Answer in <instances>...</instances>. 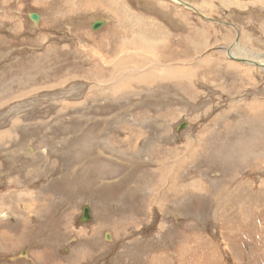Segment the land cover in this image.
Masks as SVG:
<instances>
[{"label":"rangeland","instance_id":"374dc122","mask_svg":"<svg viewBox=\"0 0 264 264\" xmlns=\"http://www.w3.org/2000/svg\"><path fill=\"white\" fill-rule=\"evenodd\" d=\"M184 1L0 0V264H264V0Z\"/></svg>","mask_w":264,"mask_h":264},{"label":"bare ground","instance_id":"6f19581e","mask_svg":"<svg viewBox=\"0 0 264 264\" xmlns=\"http://www.w3.org/2000/svg\"><path fill=\"white\" fill-rule=\"evenodd\" d=\"M175 2H177V3H179L180 5H183L185 8H189V6L188 5H190V7L192 6L191 4H189V2H187V1H184V0H174ZM190 9V8H189ZM191 10H194L192 7H191ZM195 11V10H194ZM203 19H208V18H206V17H204V16H202L201 14H199ZM29 16H30V14H29ZM100 20H104V19H100ZM96 21H98V20H94L92 23H91V25H90V29L92 30V25L96 22ZM105 21V25L107 24V21L106 20H104ZM34 25H37L38 23H33ZM104 25V26H105ZM93 31V30H92ZM237 40H238V37H237ZM139 41H142L141 40V38H140V40ZM166 42V41H165ZM155 44H156V46H158V44H160V43H162V42H154ZM164 43V42H163ZM161 45V44H160ZM189 48H192V46L191 47H189ZM228 55H229V58L232 60V59H235L236 61H238V62H240L241 63V61L242 60H245V59H249L248 57L247 58H245L244 57V59H242V57L240 58V55H238L237 53L235 54V53H233L231 50H229L228 49ZM238 55V56H237ZM243 56V55H242ZM247 56V55H246ZM237 57H239V58H237ZM256 61V60H255ZM122 62H124L125 63V61H123L122 60ZM127 62V61H126ZM246 62V64H250V65H258V64H256L255 62H248V61H245ZM264 62V61H263ZM181 64H183V62H180ZM118 64V63H117ZM126 64V63H125ZM125 64H121V63H119V65H122V66H125ZM232 66H233V69L234 68H236V69H238L239 67L237 66V65H235V64H233V63H230ZM177 65V64H176ZM180 65V64H179ZM258 66H262V65H258ZM186 67H184V68H177V67H175V68H173L172 69V71L171 72H168V73H166L165 74V76L163 77L162 76V79L164 78H167V79H169L170 80V78H172L173 76L174 77H176L177 75H178V77L179 78H185L186 80L187 79H190L191 78V74H193V73H195V70L193 69V68H191V69H185ZM169 69V68H168ZM231 69V68H230ZM243 69V68H242ZM253 69V68H252ZM166 70V69H165ZM164 70V71H165ZM232 70V69H231ZM245 70H247V69H245ZM244 70V74H243V76H241L242 77V79H244L245 78V76L247 77V78H249V81H251V69L249 70H247V71H245ZM255 70H257L256 68H255ZM240 71V70H239ZM242 71V70H241ZM166 72V71H165ZM155 73V72H154ZM162 73V72H161ZM171 73H173V74H171ZM160 74V73H159ZM158 74V75H159ZM161 75H163V74H161ZM161 75H160V77H161ZM167 76V77H166ZM158 78V77H157ZM177 78V77H176ZM179 78H177V79H179ZM159 79V78H158ZM161 79V80H162ZM133 80H136V78H134ZM139 81H138V83H140L142 80L144 81V79L143 78H141V79H138ZM156 80V79H155ZM180 80V79H179ZM191 80V79H190ZM172 81V80H171ZM174 82V81H173ZM255 105H254V109H253V107L251 106V109H252V120H251V123L254 125V126H264V115H261V114H263V113H260V114H258V112L260 111V109H261V104H258V103H254ZM257 110V111H256ZM251 124L249 123V126H250ZM226 126H228V125H226ZM237 129H239V131H242V129H244V128H242V126H238V128ZM236 129V127H235V130L234 131H236L237 130ZM232 132V131H231ZM237 132V131H236ZM235 132V133H236ZM230 133V132H229ZM255 134V133H254ZM139 135V134H138ZM256 135V134H255ZM233 136V135H232ZM235 138V137H234ZM242 139V138H241ZM240 139V140H241ZM254 139V138H253ZM234 139H233V137H231L228 141H227V144H229V145H231L232 147H236V146H234L235 144H234V141H233ZM245 140H247V139H245ZM249 141V140H248ZM259 141V140H258ZM238 142V141H237ZM226 144V145H227ZM243 144V143H242ZM258 144V149L259 150H263L262 148L264 147V145L263 144H261V141L259 142V143H257ZM126 146L128 147L129 145L128 144H126ZM245 146V145H244ZM255 146H256V143H255ZM232 147L230 148V147H228V148H230L231 149V151L234 149H232ZM243 147V146H242ZM250 147V146H249ZM248 148V147H247ZM246 148V150H248ZM253 148V147H252ZM223 150V149H222ZM227 150V149H226ZM242 150V149H241ZM244 151V152H247V151ZM255 150V149H254ZM251 151V150H250ZM253 151V150H252ZM225 152V151H224ZM255 152H256V150H255ZM102 154L103 153H101V156H102ZM234 154V153H233ZM226 155H227V153H226ZM91 156H92V154H91ZM230 156V155H229ZM239 156V155H238ZM106 157V156H105ZM231 157V156H230ZM98 158V157H97ZM101 159V158H100ZM234 159V158H233ZM236 159V158H235ZM92 161H93V159H92ZM98 161H100V160H98ZM145 161V160H144ZM94 163V162H93ZM104 164H105V162H104ZM103 164V166L102 167H104V169L103 170H105V168L106 169H108V170H106V172H113L112 170H110V168H109V163H107V164H105L104 165ZM100 164H98V163H96V165L94 166V167H96L97 169H100V168H98V166H99ZM229 165V164H228ZM117 167L118 166H115V168L114 169H117ZM163 167V166H162ZM161 167V168H162ZM165 168H166V166H165ZM165 172V171H164ZM166 172H168V171H166ZM164 177H165V175H164ZM167 178V177H166ZM165 178V179H166ZM168 180V179H167ZM163 181H164V178L162 177H160V179H159V184L161 183L162 185H163ZM167 182V181H166ZM165 183V182H164ZM198 187V183L196 182V181H193L192 182V186H191V188L193 189V192H194V189H196ZM154 190V189H153ZM197 191V190H196ZM199 191V190H198ZM236 193V192H235ZM0 204H1V202H0ZM83 210V209H82ZM82 215V214H81ZM83 223H86V222H83ZM89 223V222H88Z\"/></svg>","mask_w":264,"mask_h":264},{"label":"water","instance_id":"95a60500","mask_svg":"<svg viewBox=\"0 0 264 264\" xmlns=\"http://www.w3.org/2000/svg\"><path fill=\"white\" fill-rule=\"evenodd\" d=\"M29 18H30V21L32 23H38L39 20H40V15L37 14V13H31ZM104 25H105V21L104 20H98L92 25V30L93 31H98L99 29L104 27ZM186 126H187L186 124H183L181 127L178 128V130L180 131L181 129L186 128ZM79 220H80V223H83V222L88 223V222H90L92 220L91 208L89 206H87V205L83 206L82 215L80 216ZM105 239L107 241H110V239H111L110 235L106 233L105 234Z\"/></svg>","mask_w":264,"mask_h":264},{"label":"crops","instance_id":"0c3cea01","mask_svg":"<svg viewBox=\"0 0 264 264\" xmlns=\"http://www.w3.org/2000/svg\"><path fill=\"white\" fill-rule=\"evenodd\" d=\"M157 22V21H156ZM138 25H140V22H139V24ZM226 144H227V142H226ZM225 144V145H226ZM227 147H230L231 145H229V144H227L226 145ZM231 148V147H230ZM232 148H234V147H232ZM133 150H135V149H133ZM147 152H151V149H149ZM141 156H142V154H141V152H139L138 154H133V155H130V154H127V153H124V155H122V157H124V160L125 159H127L128 157H130L131 158V160H132V162L134 163H137L138 161H140L141 160ZM165 166H166V168H165ZM165 166H161L162 168H161V170H160V172H162L163 171V173H162V176L160 175V177L162 178H169V174H168V172H166L167 171V168H169L167 165H165ZM132 168H134V170L135 169H137V168H135V166H133ZM146 168H148V167H146ZM149 169V168H148ZM130 170V169H129ZM133 170V171H134ZM150 171H152V172H154V170H152V168H150ZM165 171V172H164ZM132 172V171H131ZM155 173V172H154ZM105 174H106V176H108L107 175V172H105ZM156 174V173H155ZM168 174V175H167ZM164 175H165V177H164ZM109 177V176H108ZM147 178H150L149 177V175H148V177ZM150 180H151V178H150ZM103 181H106V180H103ZM152 182H154V179L152 178V180L150 181V183H152ZM149 183V184H150ZM189 186V184H185V185H183V187L184 186ZM192 186V182H190V187ZM199 186V185H198ZM146 189H148V188H146ZM181 189H183V188H181ZM200 189V187L198 188V190ZM153 190V189H152ZM201 190V189H200ZM186 194H188V193H190V191L189 190H183ZM148 200H150V199H148ZM7 201V199H6V197H5V202Z\"/></svg>","mask_w":264,"mask_h":264},{"label":"flooded vegetation","instance_id":"af4514ba","mask_svg":"<svg viewBox=\"0 0 264 264\" xmlns=\"http://www.w3.org/2000/svg\"><path fill=\"white\" fill-rule=\"evenodd\" d=\"M262 144L264 145V142H262ZM38 184V183H37ZM36 183H35V185H37ZM5 202V197L3 198V196L0 198V202Z\"/></svg>","mask_w":264,"mask_h":264}]
</instances>
